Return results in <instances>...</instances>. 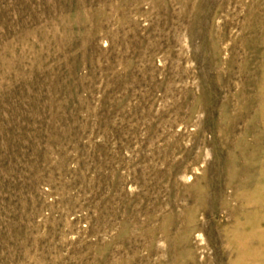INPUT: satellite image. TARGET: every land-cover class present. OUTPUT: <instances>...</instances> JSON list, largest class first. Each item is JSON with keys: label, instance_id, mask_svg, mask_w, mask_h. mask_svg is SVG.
Here are the masks:
<instances>
[{"label": "rangeland", "instance_id": "rangeland-1", "mask_svg": "<svg viewBox=\"0 0 264 264\" xmlns=\"http://www.w3.org/2000/svg\"><path fill=\"white\" fill-rule=\"evenodd\" d=\"M0 264H264V0H0Z\"/></svg>", "mask_w": 264, "mask_h": 264}]
</instances>
